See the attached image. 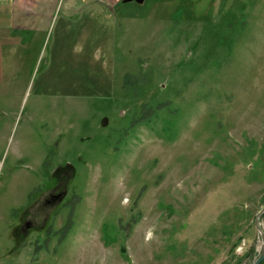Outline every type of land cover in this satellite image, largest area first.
Returning a JSON list of instances; mask_svg holds the SVG:
<instances>
[{
  "label": "rangeland",
  "instance_id": "374dc122",
  "mask_svg": "<svg viewBox=\"0 0 264 264\" xmlns=\"http://www.w3.org/2000/svg\"><path fill=\"white\" fill-rule=\"evenodd\" d=\"M76 7L1 36L0 264H252L264 0Z\"/></svg>",
  "mask_w": 264,
  "mask_h": 264
},
{
  "label": "crops",
  "instance_id": "0c3cea01",
  "mask_svg": "<svg viewBox=\"0 0 264 264\" xmlns=\"http://www.w3.org/2000/svg\"><path fill=\"white\" fill-rule=\"evenodd\" d=\"M61 0H0V42L1 36L9 33L18 38L20 33L38 32L51 18ZM79 0H66V10L70 15L78 11ZM10 41L13 42V39Z\"/></svg>",
  "mask_w": 264,
  "mask_h": 264
},
{
  "label": "flooded vegetation",
  "instance_id": "af4514ba",
  "mask_svg": "<svg viewBox=\"0 0 264 264\" xmlns=\"http://www.w3.org/2000/svg\"><path fill=\"white\" fill-rule=\"evenodd\" d=\"M56 170V171H55ZM54 171H55V173H53V175L55 174V180H56V182H57V187L56 188H53L54 190H58V189H60V191H59V193L58 194H53L52 195V198H51V200L49 201L50 203H56V202H58V199L60 200V199H62V197L64 196V194L67 192V190H65V189H67L66 188V183L64 184V185H61L60 184V177L62 176V173L60 174V175H58L57 173H58V167L55 169ZM56 175H57V178H56ZM29 227V224L27 225V228Z\"/></svg>",
  "mask_w": 264,
  "mask_h": 264
},
{
  "label": "trees",
  "instance_id": "16d2710c",
  "mask_svg": "<svg viewBox=\"0 0 264 264\" xmlns=\"http://www.w3.org/2000/svg\"><path fill=\"white\" fill-rule=\"evenodd\" d=\"M123 1V0H122ZM149 115H151V114H142V116H141V119H142V121H145V120H147V119H149ZM141 121V120H140ZM49 163L50 162H46L45 164H44V166L45 167H48L49 166ZM53 174V173H52ZM53 178H54V181L56 182V180H55V177H54V175H53ZM57 185V184H56ZM57 186H53V188H56ZM68 228H69V225L68 226H64V228H63V230L61 231V233H62V237H61V239H63L64 237H65V235H66V233H67V231H68ZM51 231V230H50ZM39 242V241H38ZM39 244V243H38ZM38 247H40L39 245H38ZM262 264H264V262L262 263Z\"/></svg>",
  "mask_w": 264,
  "mask_h": 264
},
{
  "label": "water",
  "instance_id": "95a60500",
  "mask_svg": "<svg viewBox=\"0 0 264 264\" xmlns=\"http://www.w3.org/2000/svg\"><path fill=\"white\" fill-rule=\"evenodd\" d=\"M136 1L139 4H143L145 0H124V2ZM264 262V251L259 255V257L252 264H262Z\"/></svg>",
  "mask_w": 264,
  "mask_h": 264
}]
</instances>
